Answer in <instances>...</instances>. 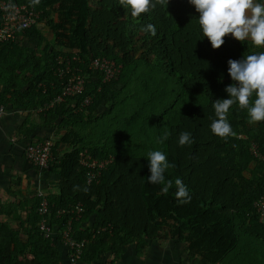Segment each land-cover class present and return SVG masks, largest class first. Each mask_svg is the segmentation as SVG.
I'll list each match as a JSON object with an SVG mask.
<instances>
[{"label":"trees","instance_id":"obj_1","mask_svg":"<svg viewBox=\"0 0 264 264\" xmlns=\"http://www.w3.org/2000/svg\"><path fill=\"white\" fill-rule=\"evenodd\" d=\"M12 2L39 14L14 38L0 40V104L41 107L39 114L56 130L50 147L55 160L41 171H52L57 180L46 194L53 239L38 228L35 194L17 205L1 203L17 227L0 220V264H65L58 234L69 214L56 210L75 203L81 214L71 220L70 235L87 239L81 255L96 258L134 239L166 237L181 241L194 264H264V225L252 205L264 188V121L249 124L246 109L233 105L228 120L236 136L225 140L210 130L212 102L228 98L224 89L233 83L227 61L264 47L229 34L214 50L188 0H169L139 18L118 0ZM149 23L155 36L141 31ZM97 56L119 65L115 75L102 80L88 66ZM65 59L68 70L58 75ZM75 73L84 75L81 89L50 104ZM182 131L191 133L193 144L178 145ZM60 142L68 149L56 155ZM150 150L164 152L174 165L164 173L172 181L167 194L163 185L148 182ZM80 153L107 160L94 179L86 180ZM177 178L188 189V203L175 195Z\"/></svg>","mask_w":264,"mask_h":264},{"label":"clouds","instance_id":"obj_2","mask_svg":"<svg viewBox=\"0 0 264 264\" xmlns=\"http://www.w3.org/2000/svg\"><path fill=\"white\" fill-rule=\"evenodd\" d=\"M39 3L40 0H31L32 6ZM118 3L133 18H139L158 5L168 6L169 0H118ZM188 3L199 13L197 24L203 38L208 39L214 50L221 48L229 34L241 43L251 41L254 48L264 47V0H188ZM141 31L156 35V28L151 23L142 27ZM227 64L228 75L233 83L224 89L228 98L212 102L215 118L210 124L211 132L225 140L236 136L228 120L233 105L246 109L249 124L264 121V51L253 52L241 59H229ZM167 139L168 135L165 134L160 143ZM193 143L190 132L182 131L179 134V146ZM147 160L150 171L148 182L163 185L161 193L167 194L172 181H166L164 173L174 165L169 163L166 154L160 150L148 151ZM175 184L177 199L181 203L190 202L191 197L182 180L177 178ZM77 187L74 186V190Z\"/></svg>","mask_w":264,"mask_h":264},{"label":"crops","instance_id":"obj_3","mask_svg":"<svg viewBox=\"0 0 264 264\" xmlns=\"http://www.w3.org/2000/svg\"><path fill=\"white\" fill-rule=\"evenodd\" d=\"M55 138V126L45 122L37 109L4 106V111L0 113V205L3 202L17 205L24 200L27 201L36 189L46 194L48 192L43 190L45 188H51V193L55 191L57 175L49 170H38L23 154L24 146L28 142L50 139L53 143ZM66 149L68 145L60 142L54 149L55 154H61ZM54 160L55 156L52 157L51 154L50 161ZM20 212L22 214L24 211L21 209ZM9 217V213L0 211V220H5L10 228L16 229V222ZM60 246L62 253L64 247L61 244ZM194 262L195 258L187 255L181 241L165 237L142 238L138 241L134 239L121 244L119 250L115 252L105 250L96 258L83 253L74 264H194Z\"/></svg>","mask_w":264,"mask_h":264},{"label":"built area","instance_id":"obj_4","mask_svg":"<svg viewBox=\"0 0 264 264\" xmlns=\"http://www.w3.org/2000/svg\"><path fill=\"white\" fill-rule=\"evenodd\" d=\"M38 10L33 9L31 6L24 3H14L12 0H0V40H5L7 38H14L15 31L18 28L28 27L30 24L34 23L38 17ZM71 59H75L71 56ZM62 62V58H58V63ZM65 69L57 68L58 75L62 74L64 71L68 70L69 59H65ZM90 68L96 69L102 73V80H107L111 76L115 75L119 65L111 59L97 56L90 60L88 63ZM84 75L71 74L67 79L65 85L59 95H57L50 104L54 101H58L63 95L76 93L81 89L82 79ZM84 102L87 98H84ZM38 107L37 110H40ZM4 111V106L0 104V113ZM52 142L50 139H43L39 141L28 142L23 149V154L25 158L38 170L47 166L48 161L51 157L50 147ZM250 152L255 157H260V154L256 150L254 143H250ZM107 160H96L87 154H81L79 163L84 165L87 169L85 171L86 180L89 181L94 179L103 165ZM35 195L39 198L36 212L39 214L38 228L40 232L50 239L54 238V226L48 221L47 213V201L46 193L42 190H36ZM255 208L258 221L262 222L264 225V188L262 192L255 198L252 202ZM68 213L69 216L64 222V226L59 230V241L64 247V260L65 264H74L75 261L80 257L82 248L86 242L85 238H74L70 235L71 220L79 219L81 214V208L78 203H75L71 209L60 208L56 210V214ZM215 264V263H206Z\"/></svg>","mask_w":264,"mask_h":264},{"label":"rangeland","instance_id":"obj_5","mask_svg":"<svg viewBox=\"0 0 264 264\" xmlns=\"http://www.w3.org/2000/svg\"><path fill=\"white\" fill-rule=\"evenodd\" d=\"M40 30H41V32H42V34H44L45 36H48L49 34V29H48V27L46 26V24H44V22H40ZM26 44L28 43V42H25ZM30 44V43H29ZM37 109V108H36ZM35 109V110H36ZM52 164V163H51ZM51 164H49V168H50V166H51ZM52 168V167H51ZM50 168V169H51ZM40 189H42V188H40ZM37 190V189H36ZM36 190L34 191V194L36 193ZM43 190H46L48 193H51V188H45V189H43ZM20 236H21V234H20ZM263 246L262 245H260V243L256 246V248H258V250H259V248L261 249ZM252 249H254L253 247H250L249 248V250H252Z\"/></svg>","mask_w":264,"mask_h":264}]
</instances>
